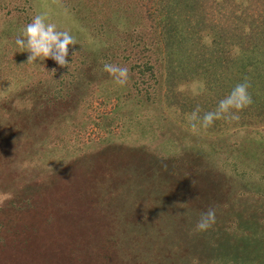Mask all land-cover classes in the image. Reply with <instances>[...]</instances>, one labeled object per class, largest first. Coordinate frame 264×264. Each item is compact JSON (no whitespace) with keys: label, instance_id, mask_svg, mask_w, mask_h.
Segmentation results:
<instances>
[{"label":"rangeland","instance_id":"374dc122","mask_svg":"<svg viewBox=\"0 0 264 264\" xmlns=\"http://www.w3.org/2000/svg\"><path fill=\"white\" fill-rule=\"evenodd\" d=\"M162 1L0 0V264H264V44L252 40L264 0L224 23L241 28L225 71L196 73L209 37L174 50L189 69L174 90ZM37 12L76 38L70 69L23 64L14 41ZM245 56L262 73L247 79L253 103L193 129V109L245 80ZM103 62L127 67V83ZM209 208L216 222L199 231Z\"/></svg>","mask_w":264,"mask_h":264},{"label":"trees","instance_id":"16d2710c","mask_svg":"<svg viewBox=\"0 0 264 264\" xmlns=\"http://www.w3.org/2000/svg\"><path fill=\"white\" fill-rule=\"evenodd\" d=\"M224 2L226 0H223ZM230 3L231 13L228 14L225 11H222V3L219 0H164L163 7L159 8L158 15H162L163 20L165 21L162 24V43L164 51L166 52V59L169 63L167 68L168 79L167 86L170 89H175L178 86V82L185 79V74L189 70L184 68L183 59L173 60L174 50H181L185 45L190 46V44L195 43L204 45V40L206 37L211 39L213 45H209L207 50H201L198 57L191 58L189 54L187 57L191 59H196L200 64L196 68V73H209L208 67L211 65L218 64L220 65V71H225L227 68H222L221 63L226 57L225 51L231 50L230 46L235 45L233 39L231 38V32L240 30L241 28H230L225 27V22L228 20L238 19L244 20L242 15H245V9L242 8L245 5V0H227ZM170 2V3H168ZM162 8V9H161ZM224 9V8H223ZM215 10L219 17L218 21L214 18ZM234 10H239L240 14H234ZM179 13V14H178ZM177 14L180 17H177ZM234 29V30H232ZM231 30V31H230ZM230 31V33H229ZM252 32H246L245 41ZM260 36V35H259ZM257 33L255 36H252V40H257L259 43L264 44V37H259ZM243 38V39H244ZM212 46H214L212 48ZM191 47V46H190ZM246 48V47H245ZM251 47L245 49V52L250 51ZM177 51V52H178ZM192 51V50H191ZM180 52V51H179ZM191 55V54H190ZM200 55V57H199ZM249 56H245V79H255L262 77V73L258 72L259 69L257 66L251 67V61H248ZM205 60V61H203ZM248 63H246L247 61ZM202 61V62H201ZM177 64L179 67H182L180 70L176 69ZM183 69H186V72H183ZM198 69V70H197ZM258 73V74H257ZM212 172V170H210Z\"/></svg>","mask_w":264,"mask_h":264},{"label":"clouds","instance_id":"9594fccd","mask_svg":"<svg viewBox=\"0 0 264 264\" xmlns=\"http://www.w3.org/2000/svg\"><path fill=\"white\" fill-rule=\"evenodd\" d=\"M14 44L17 52L29 53L28 63H38L46 58L53 59L61 67H69L73 61L68 60L69 48L77 44L76 38L67 29H61L56 22H53L47 12H37L31 17L16 36ZM77 52H73V57ZM70 69V67H69ZM102 71L108 73L116 84L125 85L128 81L129 70L125 66L115 63L103 62ZM250 83L247 79L237 83L232 90L221 98L215 109L204 111L201 115L199 105L193 109L187 117L193 129L197 127L207 128L216 120L226 121L239 120V111L253 103V98L249 93ZM216 222V212L214 208H209L203 212L196 224L199 231H207Z\"/></svg>","mask_w":264,"mask_h":264}]
</instances>
